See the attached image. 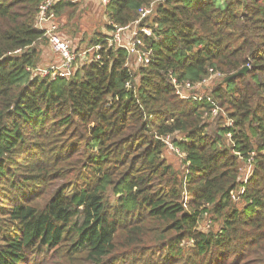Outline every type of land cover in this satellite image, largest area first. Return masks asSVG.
I'll use <instances>...</instances> for the list:
<instances>
[{
    "label": "trees",
    "instance_id": "trees-1",
    "mask_svg": "<svg viewBox=\"0 0 264 264\" xmlns=\"http://www.w3.org/2000/svg\"><path fill=\"white\" fill-rule=\"evenodd\" d=\"M44 1L0 0V264H264V0H111L109 30L153 5L151 64L130 70L103 43L100 61L57 80L29 71L48 44ZM53 10L79 33V4ZM211 69L223 80L196 91L207 99L177 96L172 78ZM240 157L254 164L242 205ZM207 215L218 228L205 233Z\"/></svg>",
    "mask_w": 264,
    "mask_h": 264
},
{
    "label": "built area",
    "instance_id": "built-area-1",
    "mask_svg": "<svg viewBox=\"0 0 264 264\" xmlns=\"http://www.w3.org/2000/svg\"><path fill=\"white\" fill-rule=\"evenodd\" d=\"M56 1L57 0H45L40 5L35 27L42 33L43 38L47 40L50 51L56 57L57 61L46 68L38 66L29 69L33 77L40 76L41 78L50 80H57L58 78L70 79L75 76V73L84 65L101 60L100 53L103 49V43L107 45L108 49L125 51L129 57L126 67L130 70L133 69V67H146L151 64L154 58V53L153 49L147 45L146 40L151 42L152 40H156L157 37L154 31L146 23L147 19L153 12V5L150 7H143L139 10L138 21L126 26L112 25V30L104 35L101 43L89 49H83L80 51L62 31V24L53 10ZM71 1L74 2V0ZM98 1L103 7H107L111 2V0ZM19 52L20 51L16 53ZM89 54H91V59L88 58ZM248 67L250 68V66ZM218 78L223 79V75L216 73L211 69L208 77L198 84L180 82L176 78H172V84L177 96L181 99L202 102L204 99L208 98L207 95H197L196 91L200 88L206 87V85L211 84ZM126 87L131 89L132 86L127 84ZM212 104L214 105V108L212 109L211 116H215L218 111L220 112V109L214 103ZM205 115L209 116L207 113ZM228 126H233V122ZM228 137L230 140L232 139L231 135H228ZM162 141L176 154L180 155L183 159L185 158L179 149L175 148L173 145L172 136L164 137ZM244 164L250 166L252 164L254 166L253 158L248 159ZM250 179L251 177L243 179L239 176V186L231 195L234 202H238L240 197L244 195L246 192V185H248Z\"/></svg>",
    "mask_w": 264,
    "mask_h": 264
},
{
    "label": "rangeland",
    "instance_id": "rangeland-1",
    "mask_svg": "<svg viewBox=\"0 0 264 264\" xmlns=\"http://www.w3.org/2000/svg\"><path fill=\"white\" fill-rule=\"evenodd\" d=\"M74 2L79 4V12L77 15V19L74 22L75 25H77V27L80 29L79 33L75 36L71 34L73 23H71L69 27L66 26V24H68L67 20H63L60 23L62 24V31L64 35L67 38H69L74 43L76 48L79 50L80 47H84V45L90 43L89 38L91 37V35L97 33L98 31H100L102 34L109 33L110 31L108 28L109 18L105 13L106 11L105 7H103L98 0H74ZM41 45L45 47V50L43 49L45 52L43 51V56L38 66L46 68L52 65L54 62H56L57 59L50 51L48 44L42 43ZM82 50L83 49H80V51ZM88 58L91 59V54H89ZM133 69L136 70V67H133ZM222 80L223 79L220 78L215 79L211 84L206 85V87L207 88L213 87ZM220 113L223 112L218 111L217 115L212 116V119L217 118ZM232 122L233 121L229 120L227 125H230ZM228 141L231 145H233V142L230 140L229 137H228ZM165 157L167 161L171 165H173V167L177 171L183 173L187 169V166H185V164L183 163L184 162L183 158L180 155L176 154L169 146H167V153L165 154ZM238 160L242 166L241 174H240L241 178L245 179L247 177H252L254 166L252 164L251 166L248 164H244L241 158H239ZM186 176H187V172H186ZM241 202L242 201L239 200L237 203L242 205ZM217 228H218V224L213 223V220L210 218V215H207L205 217L203 224H201L199 227V229L205 233L209 232L211 229L215 230Z\"/></svg>",
    "mask_w": 264,
    "mask_h": 264
},
{
    "label": "water",
    "instance_id": "water-1",
    "mask_svg": "<svg viewBox=\"0 0 264 264\" xmlns=\"http://www.w3.org/2000/svg\"><path fill=\"white\" fill-rule=\"evenodd\" d=\"M249 70H250L249 67H245V68H243L241 71H239L238 73L232 75L231 77H228L225 81H226V82H229V81H231L232 79H234V78H236V77H238V76L246 75V74L248 73Z\"/></svg>",
    "mask_w": 264,
    "mask_h": 264
}]
</instances>
